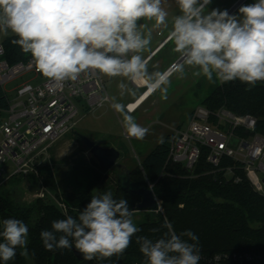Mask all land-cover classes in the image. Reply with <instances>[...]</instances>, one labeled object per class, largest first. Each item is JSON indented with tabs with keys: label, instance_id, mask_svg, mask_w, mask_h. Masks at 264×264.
<instances>
[{
	"label": "clouds",
	"instance_id": "9594fccd",
	"mask_svg": "<svg viewBox=\"0 0 264 264\" xmlns=\"http://www.w3.org/2000/svg\"><path fill=\"white\" fill-rule=\"evenodd\" d=\"M163 0H0V34L11 33L10 42L30 54L38 72L56 84L76 81L96 71L128 81H147L152 90L166 92L165 74H150L141 53L150 45L151 31L140 29L142 20L167 23ZM179 14L172 18L171 42L181 62L194 75L213 77L221 83L239 80L254 87L264 82V0L241 5L238 14L207 6L212 0H176ZM2 53V48H0ZM123 91L135 95L127 84ZM166 98V97H165ZM112 107L123 113V127L129 137L143 139L149 129L135 122L124 105ZM161 142L163 140L161 139ZM167 231L155 241L136 236L141 229L125 199L111 192L92 196L78 217L55 220L51 230H42L46 251L75 248L84 261L122 256L136 236L147 264H199V237L191 230L177 234L165 219ZM153 231H158L154 229ZM28 226L20 219L2 221L0 260L7 262L21 249L28 256ZM187 237L192 241L183 239Z\"/></svg>",
	"mask_w": 264,
	"mask_h": 264
},
{
	"label": "trees",
	"instance_id": "16d2710c",
	"mask_svg": "<svg viewBox=\"0 0 264 264\" xmlns=\"http://www.w3.org/2000/svg\"><path fill=\"white\" fill-rule=\"evenodd\" d=\"M12 39H15L13 35L5 40V47L8 60L14 63L25 59L27 54L19 46L13 45L10 42ZM203 105L212 110L224 107L237 114H251L257 119L256 130L264 134V82H257L254 87L239 80L220 83L205 97ZM6 106L7 99L0 87V107ZM162 140L142 161V170L148 180L153 182L162 210L149 211L151 213L137 224L141 231L136 236L155 241L167 231L162 227L167 219L177 234L191 230L199 237L201 255L264 251V194L255 189L242 164L225 157L219 167H213L207 160L208 150L204 148L195 170L189 172L182 164L168 161L172 133ZM229 166L234 169L233 176H227ZM134 174L128 172L132 182L148 186L142 173L137 176ZM41 175L48 185L56 189V181L49 168ZM235 177H240V180L235 181ZM96 178L98 182L102 181L98 175ZM62 196L70 207L67 215L54 203L43 199L26 204L0 193V230L2 221L8 218L22 220L29 229L28 256H22L18 248L12 260H0V264H147V259L139 250L136 236H133L131 244L120 257L84 261L74 247L46 251L40 239L41 231L51 230L55 220L69 215L78 217L93 196L92 187L64 191ZM114 199L127 200L130 209L141 201L139 195L124 189L119 183ZM183 239L188 240L187 237ZM0 242H3L2 237ZM188 242L192 243L190 240ZM221 264L254 263L226 261Z\"/></svg>",
	"mask_w": 264,
	"mask_h": 264
},
{
	"label": "built area",
	"instance_id": "2783aa9c",
	"mask_svg": "<svg viewBox=\"0 0 264 264\" xmlns=\"http://www.w3.org/2000/svg\"><path fill=\"white\" fill-rule=\"evenodd\" d=\"M11 35L0 34V87L7 99V106L0 111V188L16 176L40 177L41 165L50 147L75 129L79 105L93 110L105 102L113 103L102 75L96 71L58 85L37 71L30 54L11 63L5 47V40ZM16 79L20 81L13 88L15 94L9 96L4 86ZM133 83L144 88L138 81ZM125 109L134 113L137 107H131L130 102ZM256 126L257 119L251 114L198 105L185 126L172 129L168 161L182 164L193 172L205 148L207 160L213 167H219L225 157L241 163L255 189L264 194V134L257 131ZM10 166L13 169L9 172ZM227 174L233 176L234 169L227 167ZM234 179L239 181L240 177ZM37 197L49 201L51 198L64 214L69 213L70 207L62 194L52 192L46 185L40 187ZM158 210H162L161 205ZM200 256L199 264L226 261L264 264V251H228Z\"/></svg>",
	"mask_w": 264,
	"mask_h": 264
},
{
	"label": "rangeland",
	"instance_id": "374dc122",
	"mask_svg": "<svg viewBox=\"0 0 264 264\" xmlns=\"http://www.w3.org/2000/svg\"><path fill=\"white\" fill-rule=\"evenodd\" d=\"M237 2L239 0H212V3L207 6V10L218 8L229 11ZM253 2L255 0H243L230 14H238L241 5ZM162 7L168 12L166 24L158 25L155 21L147 20L140 22L141 31L150 30L152 33L150 45L141 53L144 58L164 40L171 37L172 18L179 14L178 5L176 0H163ZM150 58L152 59L147 64V69L152 74L162 73L166 68H173L171 66L180 59V56L174 51L173 43L170 40L159 46ZM194 71L195 69L186 66L183 75L175 71L171 72L167 76L168 83L163 85L167 91L156 90L140 108L130 114L136 123L149 129L143 139L127 135L123 127V113L115 110L112 105L120 103L125 108V104L133 101L146 87L139 88L123 77L110 78L102 75L113 103L105 102L93 110L87 109L85 105H79L75 129L99 145L115 146L120 151V158L116 165L107 171L102 170L90 150L72 132H69L50 147L48 155L41 165V172H44L46 168L52 172L56 181V189L48 185L42 175L40 177L16 176L0 188V193L18 202L32 204L40 199L37 197V191L42 185H46L52 192L61 194L64 191H79L92 187L93 196L111 192L114 198L118 188L117 167L120 164L134 172V176L142 173L146 184L153 187V182L148 180L142 170L143 160L141 161V159L155 148L160 140L158 135L162 132H172L173 128L185 126L195 108L202 105L205 97L221 83L215 76L212 81H209L202 75H194ZM19 81L20 79H16L4 86L9 96L15 94L13 88ZM121 82L127 84L128 89L135 95H132L128 90L122 92L119 87ZM125 112L127 111L125 110ZM9 169L10 172L13 167L10 166ZM258 174L262 177V173ZM97 175L102 179L101 182L97 181ZM227 176L230 175L227 174ZM43 200L54 203L51 198L50 201ZM159 203L161 204L160 199ZM130 210L133 212L136 225L151 213L149 210L139 209L137 204Z\"/></svg>",
	"mask_w": 264,
	"mask_h": 264
},
{
	"label": "water",
	"instance_id": "95a60500",
	"mask_svg": "<svg viewBox=\"0 0 264 264\" xmlns=\"http://www.w3.org/2000/svg\"><path fill=\"white\" fill-rule=\"evenodd\" d=\"M239 0L228 12L229 14L242 2ZM166 42V41H165ZM163 42L162 44H164ZM161 44V45H162ZM181 62V58L175 63ZM174 63V64H175ZM167 74L166 76H168ZM72 133L83 142L85 147L90 150L93 157L97 160L100 168L102 170H109L116 165L117 160L120 157V151L115 147L102 146L97 144L95 141L84 135L83 133L77 131L76 129L72 130ZM235 142V141H233ZM117 173L119 177L118 183L122 187L132 193H135L141 197V201L137 204V207L141 210H158L160 208L159 198L155 194L154 189L151 185L143 186L137 185L132 182L129 178L128 171L124 165L120 164L117 167ZM78 253V251L76 250Z\"/></svg>",
	"mask_w": 264,
	"mask_h": 264
},
{
	"label": "bare ground",
	"instance_id": "6f19581e",
	"mask_svg": "<svg viewBox=\"0 0 264 264\" xmlns=\"http://www.w3.org/2000/svg\"><path fill=\"white\" fill-rule=\"evenodd\" d=\"M168 39V38H167ZM167 39L165 41H167ZM171 39V38H170ZM169 39V40H170ZM164 41V42H165ZM159 48V46L157 47ZM154 56V55H153ZM171 72H174L173 68H169L167 71H165V75L170 74ZM142 86H145L146 89L145 91L142 93V95L135 99L134 101L131 102V107H137V109L156 91V90H152L149 87V84L147 81H138Z\"/></svg>",
	"mask_w": 264,
	"mask_h": 264
},
{
	"label": "crops",
	"instance_id": "0c3cea01",
	"mask_svg": "<svg viewBox=\"0 0 264 264\" xmlns=\"http://www.w3.org/2000/svg\"><path fill=\"white\" fill-rule=\"evenodd\" d=\"M170 38H171V37H169L168 39H170ZM168 39H167V40H168ZM170 40H171V39H170ZM170 40H169V41H170ZM163 42H164V41H163ZM163 42H162V43H163ZM166 42H167V41H166ZM162 43H161V44H162ZM161 44H159L158 46H161ZM158 46H157V47H158ZM157 47H156L152 52H150V53L144 58V59H146V60H145L146 64H148V63L151 61L152 58H150V57H151L152 54H154V53L157 51V49H158ZM167 70H168V69L166 68V69L162 72V74L165 73V71H167ZM144 87H145V86H144ZM144 91H145V90H143V91H142V92H141V93H140L135 99L139 98V97L142 95V93H143ZM135 99H134V100H135ZM134 100H133V101H134ZM147 100H148V99H147ZM130 102H132V101H129V102H127V103H130ZM127 103H126V104H127ZM126 104H125V105H126ZM142 105H143V104H142ZM142 105H141V106H142ZM141 106H140V107H141ZM140 107H139V108H140ZM4 108H5V107H0V111H1V109H4ZM125 110H126V109H125ZM136 110H137V109H136ZM3 112H4V111H3ZM129 114H132V113H129ZM169 133H171V132H167V133L162 132V134L158 135V136H159V139H160L159 142L161 141V139H163V138H164L166 135H168ZM159 142H158V143H159ZM158 143H157V144H158ZM108 147H110V146H108ZM113 147H115V146H113ZM155 147H156V146H155ZM115 148H116V147H115ZM116 149H117V148H116ZM153 149H154V148H153ZM153 149H152V150H153ZM152 150H151V151H152ZM151 151H150V152H151ZM150 152H149V153H150ZM149 153H147V154L141 159V161L144 160L145 157H146ZM119 158H120V157H119ZM122 165H123V164H122ZM124 166H125V165H124ZM125 168L127 169L128 172L130 171L126 166H125Z\"/></svg>",
	"mask_w": 264,
	"mask_h": 264
},
{
	"label": "flooded vegetation",
	"instance_id": "af4514ba",
	"mask_svg": "<svg viewBox=\"0 0 264 264\" xmlns=\"http://www.w3.org/2000/svg\"><path fill=\"white\" fill-rule=\"evenodd\" d=\"M168 40H169V39H168ZM168 40H167V41H168ZM164 41H165V40H164Z\"/></svg>",
	"mask_w": 264,
	"mask_h": 264
}]
</instances>
